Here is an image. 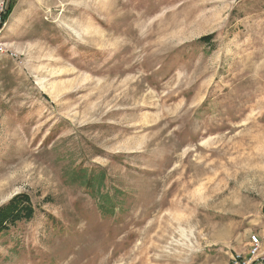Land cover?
Wrapping results in <instances>:
<instances>
[{"label": "rangeland", "instance_id": "1", "mask_svg": "<svg viewBox=\"0 0 264 264\" xmlns=\"http://www.w3.org/2000/svg\"><path fill=\"white\" fill-rule=\"evenodd\" d=\"M0 41V264H264V0H17Z\"/></svg>", "mask_w": 264, "mask_h": 264}, {"label": "trees", "instance_id": "2", "mask_svg": "<svg viewBox=\"0 0 264 264\" xmlns=\"http://www.w3.org/2000/svg\"><path fill=\"white\" fill-rule=\"evenodd\" d=\"M17 0H9L6 6V13L3 15V19L7 22L9 15L12 13L13 8ZM208 39H203V41ZM105 177L102 176L98 180L99 187L103 185ZM97 180H95L97 182ZM90 181V180H89ZM93 181V183L95 182ZM93 188V187H92ZM94 189V188H93ZM110 201L105 200L103 202L102 209L107 207ZM113 210V208H111ZM33 215V208L31 199L27 195H18L9 204L0 208V234L7 233L12 227H15L18 222L28 220Z\"/></svg>", "mask_w": 264, "mask_h": 264}, {"label": "built area", "instance_id": "3", "mask_svg": "<svg viewBox=\"0 0 264 264\" xmlns=\"http://www.w3.org/2000/svg\"><path fill=\"white\" fill-rule=\"evenodd\" d=\"M6 22L3 19V12H0V35L5 27ZM11 54L14 56V54L11 52H8V49L6 48V45L0 41V56L4 54ZM261 252V241L260 238L256 236L251 237V243H250V252H249V259L248 258H242L240 256H237L233 259L231 264H253L255 260H257V257L259 256Z\"/></svg>", "mask_w": 264, "mask_h": 264}]
</instances>
